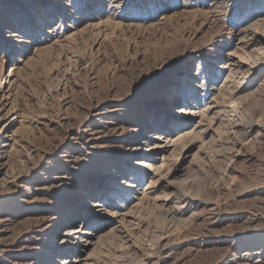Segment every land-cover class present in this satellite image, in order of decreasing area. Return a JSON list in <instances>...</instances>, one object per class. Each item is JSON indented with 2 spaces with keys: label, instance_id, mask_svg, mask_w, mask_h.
I'll use <instances>...</instances> for the list:
<instances>
[{
  "label": "rangeland",
  "instance_id": "rangeland-1",
  "mask_svg": "<svg viewBox=\"0 0 264 264\" xmlns=\"http://www.w3.org/2000/svg\"><path fill=\"white\" fill-rule=\"evenodd\" d=\"M0 264H264V0H0Z\"/></svg>",
  "mask_w": 264,
  "mask_h": 264
},
{
  "label": "bare ground",
  "instance_id": "bare-ground-1",
  "mask_svg": "<svg viewBox=\"0 0 264 264\" xmlns=\"http://www.w3.org/2000/svg\"><path fill=\"white\" fill-rule=\"evenodd\" d=\"M166 100H167V99H166ZM173 101L175 102V100H170V101H168V104H169V103H170V104H173V103H174ZM168 106H169V105H168ZM177 114H178V113H177ZM177 114H175V115L178 116ZM75 231H76V230H75ZM75 231H74V232H75ZM48 260H49V259H48Z\"/></svg>",
  "mask_w": 264,
  "mask_h": 264
}]
</instances>
